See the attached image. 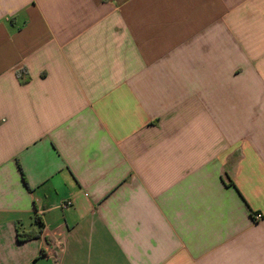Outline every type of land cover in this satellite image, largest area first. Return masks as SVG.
I'll use <instances>...</instances> for the list:
<instances>
[{
  "label": "crops",
  "instance_id": "0c3cea01",
  "mask_svg": "<svg viewBox=\"0 0 264 264\" xmlns=\"http://www.w3.org/2000/svg\"><path fill=\"white\" fill-rule=\"evenodd\" d=\"M257 214L264 0H0V264H264Z\"/></svg>",
  "mask_w": 264,
  "mask_h": 264
},
{
  "label": "built area",
  "instance_id": "2783aa9c",
  "mask_svg": "<svg viewBox=\"0 0 264 264\" xmlns=\"http://www.w3.org/2000/svg\"><path fill=\"white\" fill-rule=\"evenodd\" d=\"M69 205H71V203H68L67 205H62L63 206V208H67ZM263 215L262 214H257V215H255L254 216V218H255V220H257V221H260V220H262L263 219Z\"/></svg>",
  "mask_w": 264,
  "mask_h": 264
},
{
  "label": "trees",
  "instance_id": "16d2710c",
  "mask_svg": "<svg viewBox=\"0 0 264 264\" xmlns=\"http://www.w3.org/2000/svg\"><path fill=\"white\" fill-rule=\"evenodd\" d=\"M36 235V234H35ZM33 236V235H32ZM32 236H29V237H32ZM25 237H28V236H25Z\"/></svg>",
  "mask_w": 264,
  "mask_h": 264
}]
</instances>
